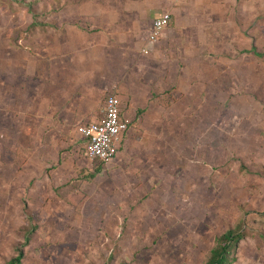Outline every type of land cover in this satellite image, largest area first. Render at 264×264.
<instances>
[{
  "label": "rangeland",
  "instance_id": "obj_1",
  "mask_svg": "<svg viewBox=\"0 0 264 264\" xmlns=\"http://www.w3.org/2000/svg\"><path fill=\"white\" fill-rule=\"evenodd\" d=\"M50 1L0 0V264L18 252L13 264H204L229 229L243 235L231 264H264V0L242 17L248 0H188L195 72L214 80L178 103L190 116L174 121L176 134L156 135L175 143L138 148L129 169L142 172L125 175L83 156L79 124L48 133V111L39 116L42 81L30 73L34 51L48 49V15L62 8ZM219 61L229 66L203 65Z\"/></svg>",
  "mask_w": 264,
  "mask_h": 264
},
{
  "label": "crops",
  "instance_id": "obj_2",
  "mask_svg": "<svg viewBox=\"0 0 264 264\" xmlns=\"http://www.w3.org/2000/svg\"><path fill=\"white\" fill-rule=\"evenodd\" d=\"M214 1L205 0V4ZM54 2L50 1V11L62 8L59 13L48 15V49L34 51L30 73L45 85L44 91L38 87L43 86L42 82L34 89L35 94H44L43 101H36L39 116L48 111V133H66L72 124H79V127L83 121L94 118L102 94L115 93L121 115L130 122L116 144V157L114 154L104 166L120 175L142 172L129 169L131 157L137 156L136 150L150 151L153 148L157 151L174 144L171 138V143L168 141L166 146V142H160L156 135L176 134L172 131L174 121L190 116V109L183 113L176 109L178 103L185 101L186 95L196 94L191 86L198 80L203 85L214 80L211 73L202 72L198 78L200 73L195 72L198 56L196 15L190 14L188 0ZM254 2L248 0L240 4V17L244 15V6H255ZM247 10L250 18H258L256 9ZM161 13L169 15L167 24L170 22V26H165L150 43L147 36L151 21ZM37 54H43L44 58H36ZM211 58L209 56L208 60ZM38 60H45V69L35 72L33 68L37 63L34 61ZM206 64L218 70L229 66L228 62L222 61L203 65ZM28 102V108L23 111L31 115L29 111L34 110V106H31L30 99ZM178 144L176 150L180 149ZM146 155L147 158L155 156ZM144 172L149 174V169Z\"/></svg>",
  "mask_w": 264,
  "mask_h": 264
},
{
  "label": "built area",
  "instance_id": "obj_3",
  "mask_svg": "<svg viewBox=\"0 0 264 264\" xmlns=\"http://www.w3.org/2000/svg\"><path fill=\"white\" fill-rule=\"evenodd\" d=\"M169 15L161 13L151 21L147 40L155 41L161 30L167 25ZM129 120L121 115L119 102L115 95H107L95 122L86 123L76 128V132L84 142L83 156L88 161L105 164L115 152L119 137L129 126Z\"/></svg>",
  "mask_w": 264,
  "mask_h": 264
},
{
  "label": "trees",
  "instance_id": "obj_4",
  "mask_svg": "<svg viewBox=\"0 0 264 264\" xmlns=\"http://www.w3.org/2000/svg\"><path fill=\"white\" fill-rule=\"evenodd\" d=\"M98 163V162H97ZM102 164V163H100ZM99 167L96 169L98 172ZM243 235L235 230L229 229L214 237V246L209 249L204 264H231L234 261L232 251ZM21 258V253L10 260L9 263H17Z\"/></svg>",
  "mask_w": 264,
  "mask_h": 264
}]
</instances>
